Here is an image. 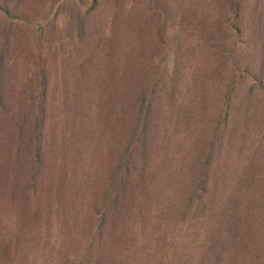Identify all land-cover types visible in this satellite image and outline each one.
I'll return each mask as SVG.
<instances>
[{"label": "trees", "instance_id": "trees-1", "mask_svg": "<svg viewBox=\"0 0 264 264\" xmlns=\"http://www.w3.org/2000/svg\"><path fill=\"white\" fill-rule=\"evenodd\" d=\"M70 1L74 2L72 6L63 2L61 7L74 21L77 34L84 38L87 16L78 10V6L82 7L79 0ZM91 1L93 10L109 3L101 10L102 31H98V40L105 51L109 52L108 47L119 39L120 33L123 35V157L118 156L119 161L123 159V206H119L122 183L119 165L113 183L115 196L98 210L100 216L94 230L77 252V264L89 263L94 252V263L103 264L104 243L96 235L100 232L102 238V230L112 216L108 213L114 214L121 208L123 228L132 232L123 229L125 264H133L132 257L137 260L138 252L148 247V240L138 241L130 227L141 222L143 205L157 188L156 183L165 179V172L161 173L165 161L158 162L151 155L156 151L164 120L171 121L175 115L186 121L174 120L179 124L188 128L193 124L188 136L193 137L195 144L206 145L205 152L195 157L185 176L173 174L168 179L170 183L175 179L174 187L179 186L180 192L179 199L167 206L174 211L182 209V217L170 224V230L177 235L163 237L165 244L168 239L183 249L173 260L176 264H181V259L186 260L184 264H264V169L258 166L261 148L255 149L250 138L252 129L258 128L257 136L264 140V0ZM4 3L0 11L12 27L19 18L17 8L8 0ZM104 25L108 28H102ZM148 29L153 33L147 40ZM9 34L12 31H2L5 38L10 39ZM149 43L162 48L161 57L154 64L145 55ZM189 49L195 51L194 55L208 50L220 58L203 57V64L200 61L189 65L185 60ZM6 51L1 44L0 78L6 75ZM189 69L194 70V75L184 76ZM126 71H131V76H125ZM47 86L44 75L40 92L29 101L33 132L28 148L38 175L45 162ZM186 92L200 95L186 101ZM200 127L203 131L197 132ZM240 158L245 160L243 169L231 174L230 168H237ZM220 182L219 196L215 187ZM179 225L195 231L181 238ZM135 238V245L126 243ZM114 261L110 264H117Z\"/></svg>", "mask_w": 264, "mask_h": 264}, {"label": "rangeland", "instance_id": "rangeland-1", "mask_svg": "<svg viewBox=\"0 0 264 264\" xmlns=\"http://www.w3.org/2000/svg\"><path fill=\"white\" fill-rule=\"evenodd\" d=\"M8 1L17 8L19 18L10 27L0 11V45L4 44L7 50L6 75L0 78L3 97L0 101V264H77V252L94 230L93 225L100 216L98 210L115 196L113 183L119 165L122 177L119 206H123V159L118 160L119 155L123 157V35L120 33L119 39L111 43L109 52L98 40L102 31L101 10L109 5L107 2L93 10L91 0H79L82 7L78 6V10L88 19L86 36L82 38L77 34L74 21L61 7L63 2L68 6L74 2ZM0 4L4 6V0H0ZM2 31H12L10 39L5 38ZM145 31L148 40L153 32ZM151 44H147L145 55L150 56L154 64L160 59L162 48ZM194 53L189 49V56L185 57L189 65L200 61L203 64V57L220 58L208 50ZM130 73L126 71L125 76ZM185 74L194 75V70L189 69ZM44 75L48 79L45 162L38 175L28 148L33 132L29 101L40 92ZM199 95L186 92L184 98L190 101ZM174 120L186 122L176 115L171 121L164 120L158 132L156 151L151 155L158 162L165 161L161 172H165V179L156 183L157 188L143 205L141 222L130 227L138 241L147 239L149 243L138 252L137 260L132 257L133 264L140 261L142 264H176L173 258L183 250L181 245L176 247L168 239L165 244L163 240L165 234L168 238L177 235L170 230V224L182 217V209L178 207L174 211L167 206L179 199L180 192L179 186L174 187L175 179L171 183L168 179L173 174L185 176L195 157L205 152L206 144L197 145L193 137L188 136L193 124L188 128ZM201 130L203 127L197 132ZM252 131L250 138L255 142L254 148H261L258 166L264 169V140L257 136L258 128ZM238 160L237 168H230L231 174L243 169L244 158ZM231 177H228L230 183ZM186 183L188 188V178ZM215 190L220 196L221 182ZM201 210L202 206L198 211ZM137 211L140 213L138 206ZM108 215L112 216L102 230V238L100 232L96 235L97 240L104 243L102 262L110 264L116 260L117 264H125L123 229L126 232L129 229L123 228V208ZM178 227H181V238L195 231L186 230L182 225ZM136 238L126 243L135 245ZM94 254L87 264H95ZM184 261L181 259V264Z\"/></svg>", "mask_w": 264, "mask_h": 264}]
</instances>
